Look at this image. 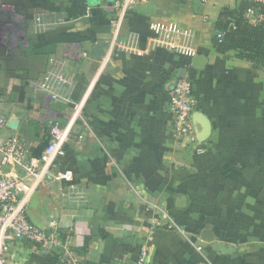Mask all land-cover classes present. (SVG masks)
I'll return each instance as SVG.
<instances>
[{
    "label": "crops",
    "instance_id": "0c3cea01",
    "mask_svg": "<svg viewBox=\"0 0 264 264\" xmlns=\"http://www.w3.org/2000/svg\"><path fill=\"white\" fill-rule=\"evenodd\" d=\"M122 1L0 0V139L20 138L27 165L74 105L81 116L42 181L25 167L4 173L34 188L30 221H56L81 264H264V67L214 46L221 10L238 0H135L108 57ZM37 17L67 23L39 33ZM60 70L72 104L34 87ZM179 76L193 84V143L171 135ZM65 171L71 183L55 179ZM59 256L18 240L6 264Z\"/></svg>",
    "mask_w": 264,
    "mask_h": 264
},
{
    "label": "built area",
    "instance_id": "2783aa9c",
    "mask_svg": "<svg viewBox=\"0 0 264 264\" xmlns=\"http://www.w3.org/2000/svg\"><path fill=\"white\" fill-rule=\"evenodd\" d=\"M135 0H123L116 5L117 19L115 21L114 38L108 46V57L116 53L117 34L120 24L126 12L134 5ZM206 3L209 0H200ZM264 4V0H249ZM247 17L253 23L264 19V14L251 9ZM66 20L55 18L46 20L43 17L35 19V30L39 33H48L58 26L65 25ZM217 38L223 39V34L218 33ZM72 84L71 80L60 71H50L43 80L34 83L36 90L46 94L55 102L72 104L69 97L64 95V88ZM196 101L194 99L193 84L189 78H177L175 87L171 92V135L178 141H195L193 128V113ZM74 113L66 126L54 125L50 130V140L44 149L39 160H33L25 164L27 150L18 137H11L7 140L0 139V264H6V255L11 251L14 243L18 240H25L41 245L47 250L60 251L62 264H81L78 255L72 250L70 242L63 240L58 230L56 221H52L44 228L34 225L26 210V202L34 188L25 180L16 178L4 170L11 167H25L29 176L38 182L49 174L59 160L67 157L66 144L72 134L73 126L81 116L80 107L74 105ZM6 125V121L0 119V128ZM58 181L71 183L73 176L71 172H61L55 176ZM137 264H148L145 259Z\"/></svg>",
    "mask_w": 264,
    "mask_h": 264
},
{
    "label": "trees",
    "instance_id": "16d2710c",
    "mask_svg": "<svg viewBox=\"0 0 264 264\" xmlns=\"http://www.w3.org/2000/svg\"><path fill=\"white\" fill-rule=\"evenodd\" d=\"M251 9L264 14V4L249 0H238L235 9L223 8L215 25L217 34L222 33L223 39L219 40L216 36L214 46L221 54L234 51L239 59L263 68L264 19L253 23L247 17Z\"/></svg>",
    "mask_w": 264,
    "mask_h": 264
},
{
    "label": "water",
    "instance_id": "95a60500",
    "mask_svg": "<svg viewBox=\"0 0 264 264\" xmlns=\"http://www.w3.org/2000/svg\"><path fill=\"white\" fill-rule=\"evenodd\" d=\"M205 63H206V59L203 58L202 56H194L193 57L192 66L194 68L201 69V68H203L205 66ZM179 78H183V77L182 76H179ZM174 84H176V82ZM12 126H14V125H12ZM204 234L205 235H208V238L204 237V240L211 241V232H208L206 230Z\"/></svg>",
    "mask_w": 264,
    "mask_h": 264
}]
</instances>
